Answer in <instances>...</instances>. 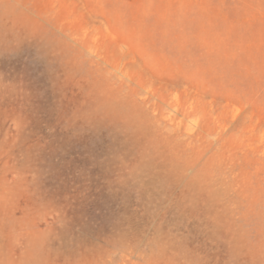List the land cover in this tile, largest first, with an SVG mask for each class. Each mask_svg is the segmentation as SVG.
<instances>
[{"label":"rangeland","instance_id":"374dc122","mask_svg":"<svg viewBox=\"0 0 264 264\" xmlns=\"http://www.w3.org/2000/svg\"><path fill=\"white\" fill-rule=\"evenodd\" d=\"M0 264H264V0H0Z\"/></svg>","mask_w":264,"mask_h":264}]
</instances>
